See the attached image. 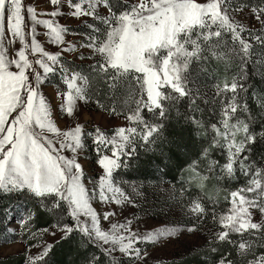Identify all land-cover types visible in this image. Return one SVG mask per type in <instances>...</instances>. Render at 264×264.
<instances>
[{
  "label": "snow or ice",
  "instance_id": "1",
  "mask_svg": "<svg viewBox=\"0 0 264 264\" xmlns=\"http://www.w3.org/2000/svg\"><path fill=\"white\" fill-rule=\"evenodd\" d=\"M49 3L55 10L38 14L35 7H25L24 0H0V197L24 198L21 204L0 209V235L10 242L7 234L16 232L8 227L13 219L26 229L38 212H45L54 217L56 231L50 235L60 234L55 243L76 238L77 234L82 243L97 248L108 264H119L116 252L129 262L142 261L147 252L142 253L137 245L161 242L175 236L177 229L161 228L141 234L132 229L129 219L110 223V228L104 230L92 201L133 203L117 183L115 173L136 156L138 141L146 153L159 150V155L152 158L164 168L168 167L166 161L176 156L173 149L190 147L165 135V126L175 119L181 128L191 126L193 134L211 131L196 153L198 160L190 165L204 164L201 182L209 175H216L218 180H234L238 172L246 178L244 184L225 197L229 205L226 212L217 214L212 209V219L220 231L208 243L231 245L243 264H264V252L257 254L258 248H264V220L253 221L254 211L264 217V156L259 164L250 158L255 145H264V92L257 94L253 90L251 94L257 102L255 113L246 98L249 66H253L252 74L259 73L258 78L264 79V50L254 51V44L264 49V31L256 34L235 21L233 14L245 5L237 0ZM62 5L69 9L71 17L92 21L82 19L91 33L82 47L91 49V59H99L86 70L62 62V54L75 51L74 46L50 53L37 40L39 25L47 30L49 43L65 45L68 29L54 19L64 15ZM251 11L255 20L264 25V0L252 6ZM6 25L10 38L5 35ZM245 32L247 37L242 35ZM17 40L20 47L10 56L8 46ZM217 64H222L226 73L234 65L235 71L224 79H213L212 95L208 97L205 82L214 76ZM52 75H59L66 87L57 93L61 112L71 117L80 102L94 101L112 115H123L127 126L114 128L110 135L99 128L86 133L82 124L62 131L41 91V85ZM101 94L107 105L101 103ZM198 101L208 106L215 120L207 127L195 114L200 111ZM181 102H186L190 110L187 114L180 113ZM86 137L91 139L101 170L92 181V189L86 187L84 169L79 163ZM213 149L223 153L224 163L210 158ZM29 199L31 205L27 203ZM186 212L197 220L206 215L205 206L197 199L189 203ZM115 215L105 212L103 220L109 221ZM65 217L70 223L64 222ZM27 231L33 238L37 234ZM186 231L195 232L196 228ZM233 234L238 239H233ZM32 247L41 245H30L29 253ZM53 247V243H44L37 254L26 256L28 264H47ZM211 251L216 252L217 247H211ZM89 264L104 262L96 255ZM218 264L234 261L225 254Z\"/></svg>",
  "mask_w": 264,
  "mask_h": 264
},
{
  "label": "rangeland",
  "instance_id": "2",
  "mask_svg": "<svg viewBox=\"0 0 264 264\" xmlns=\"http://www.w3.org/2000/svg\"><path fill=\"white\" fill-rule=\"evenodd\" d=\"M24 4L25 7L28 5L35 7L38 14L55 10V6H52L49 3V0H24ZM251 8L252 7L244 6L240 12L234 13L233 16L235 21L238 24L243 25L248 31L259 34L264 31V25L255 20ZM61 11L64 15L58 16L54 19L68 29V32L65 34V45L56 46L49 43L48 37L45 35L47 30L39 25L37 26V40L43 45L45 50L50 53L60 52L61 47L68 45L75 47L76 50L73 52H64L62 58L66 57L76 61L95 62L99 57L91 59L90 57L93 55L91 49L82 47L87 41V35L91 34L90 30L85 27L82 19L87 20L88 23H92L91 19L87 17L82 19L71 17L68 14L69 9L63 5L61 6ZM38 18L53 19L50 16H39ZM25 23H29L27 13H25ZM5 35L7 38H10L7 32V25L5 28ZM242 35L247 37L248 34L245 32ZM8 47L9 55H14L15 50L20 47L19 41L17 40L15 44ZM262 50L264 49H260L254 44L255 52L258 53ZM80 57L84 58L81 59ZM30 59H34V57L30 56ZM233 71H235V69H231L228 73H221L222 71L217 68L214 73L221 79H224L226 75L230 76ZM256 75L257 77L260 76L259 73H256ZM51 79L60 80L59 75L49 76L45 83L41 85V91L51 107L53 120L62 131L74 127L76 124H82L84 125L86 133L94 132L93 129L99 128L106 134L110 135L114 128L127 126L128 122L124 119V116L112 115L103 109L91 105L90 102L87 104L80 102L78 110L74 115L71 117L67 116L60 111L59 105L61 99L57 96V93L63 92V90L55 84H50L49 80ZM213 79V77H210L205 82L207 84L206 91L208 97H211L212 95L211 84ZM258 82L259 87H261V90L264 92V79L259 78ZM85 144L86 147L82 150L79 156V163H81L84 169V183L86 187L92 189L94 187L92 181L101 174V170L96 163L97 155L92 150L93 146H91V139L86 137ZM64 154L71 155L68 152H65ZM221 154L223 153L221 152ZM216 160H219L221 164L225 162V158ZM257 163L259 164L260 162L257 161ZM125 168L126 167L122 168L121 171ZM121 175L123 176V171ZM152 175L153 174L151 173L150 177H152ZM237 178L239 179L237 185H235L236 182H233L234 180H225L232 183V186L226 185L225 187V190L228 191V193L246 182V178L239 172L237 173L236 179ZM115 179L124 192L132 199L133 203L116 205L115 203H101L99 200H93V207L101 217V227L104 230L110 228V223H124L129 219L132 221V229L141 234H145L149 230H158L161 228L175 227L177 229L175 236L166 238L161 242L137 245V247L141 248L142 253L145 251L147 252V256L142 261H134L131 262V264H161L173 259H179L195 250L202 248L203 250H208L213 246L217 247L218 242L214 241L212 244H209L208 241L212 240L214 234L220 231L218 224L213 221L212 216L210 218L204 216L197 220L190 214H187L186 210L191 201L187 200L183 196L184 194H181L182 187L176 188L174 185L161 178H150L148 180L144 179L140 181L127 180L123 177ZM133 189H136V191L134 192ZM105 212H115L116 215L110 217L109 221H104L103 214ZM262 220H264V217H262L258 211H254L253 221L261 222ZM193 226L196 228L195 232L186 231L187 228ZM8 227L15 229L16 232L7 234L10 238V242H6L5 237L0 235V259H7L11 256L22 254H25V256L29 254L35 255L42 250L44 243L54 244L56 240H59V233H57L56 237L50 235L51 231H56L54 226L47 227L49 230L48 232H44V229H42L37 234V237H39L40 240L36 243L41 245V247H32L29 253L28 250L30 246L23 240L16 238L17 235L22 233L23 229L21 228V225L13 219L8 224ZM2 231L3 229L0 228V232ZM258 249L257 254H259ZM114 255L117 257H125L119 252L114 253ZM218 261V258L209 259V263L207 264H218ZM26 264H28L27 259ZM234 264H243V260H239V262Z\"/></svg>",
  "mask_w": 264,
  "mask_h": 264
},
{
  "label": "trees",
  "instance_id": "3",
  "mask_svg": "<svg viewBox=\"0 0 264 264\" xmlns=\"http://www.w3.org/2000/svg\"><path fill=\"white\" fill-rule=\"evenodd\" d=\"M237 2L245 5L246 7H252L259 5L261 0H237ZM62 62H64L69 67L78 68L83 71L96 61H76L63 57ZM252 67V65L249 66L250 76L248 84L250 87L249 95L246 98L248 99L249 107L255 113L257 111V102L251 98V94L253 90H255L257 94L262 93L263 90H261V87H259V78L257 77L256 73L252 74ZM217 68L222 71L221 73L225 72L224 66L222 64H217L215 66V70ZM233 69H235L234 65L232 67V70ZM213 78L221 79L215 73ZM49 83L57 85L63 91L66 90V87L61 80L51 79L49 80ZM99 99L101 103L107 105V101L103 98V94H101ZM90 104L102 109L98 107L94 101H90ZM197 104L200 107V111L195 114L201 118L205 127H207L210 123H214V119L209 114L208 106L201 104L199 101ZM178 107L181 114H187L190 111L186 102H181ZM180 123L182 124L183 121ZM165 135L170 140L175 139L180 143L190 145V147L183 149H173V151L176 152V156H173L170 160H167L166 163L168 164V167L164 168L157 163L156 159L152 158L159 155V150L154 149L153 152L146 153L144 147L139 146L138 142L136 156L133 157L128 162V166L122 170L123 176L121 175L122 171L119 170V172L115 173V178L118 179L123 177L127 180L137 181L144 179L148 180L150 178H161L162 180L174 185L176 188L182 187L181 192L184 190L183 196L187 200H200L206 209L205 216L210 218L212 216L213 208L217 214L226 212L229 205L225 199V197L228 195V191L225 190V187L226 185L232 186V183L230 181L218 180L216 175H209L207 180L201 182L200 176L205 174L204 164L199 162L195 166H190L192 165L193 160H198L196 153L200 151L202 144H205L207 139L211 136L210 129L207 133L193 134L191 126H185L184 128H181L175 119H170L169 123L165 126ZM91 146H93L92 143ZM165 152L166 154L171 155L170 153H167V149H165ZM261 156H264V145L257 144L254 146L253 155L250 158H255L260 162ZM210 158L216 160L224 157L219 149H213L210 150ZM193 167H195L196 171H193ZM151 173L153 174L152 177H150ZM233 182H236L235 185H237L239 179H234ZM213 201H215V203H213ZM23 202L24 198L17 196L0 197V209L9 205H18ZM27 203L31 205L32 201L29 199L27 200ZM64 222L70 223L69 218L65 217ZM53 224L54 217L52 215L45 212H38L36 214L35 220L32 221L26 229H23L22 233L17 235L16 238L23 240L29 246L36 244L40 240L39 237H37L38 232L42 229L53 226ZM27 229H30L32 232H36V236L34 238L30 236ZM74 236L76 238H69L68 240L61 241L60 243H54V247L47 258V264H89V261L92 259V257L96 255L100 256V259L104 262V264H108L106 258L97 248L93 247L92 245L82 243L80 237L77 234H74ZM232 238L238 239V237H236L234 234L232 235ZM258 252H264V248H259ZM225 254L228 255L229 259H233L234 263H237L239 260H241L237 257L236 251L231 245L217 243V251L215 253H213L211 249L203 250L202 248L188 253L179 259H173L161 264H207L209 263V259H220ZM117 259L119 264H131L127 257H117ZM0 264H26V256L25 254H22L11 256L7 259H0Z\"/></svg>",
  "mask_w": 264,
  "mask_h": 264
}]
</instances>
